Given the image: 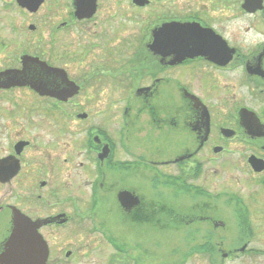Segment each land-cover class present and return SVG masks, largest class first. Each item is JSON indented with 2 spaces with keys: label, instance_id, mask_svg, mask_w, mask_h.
Instances as JSON below:
<instances>
[{
  "label": "flooded vegetation",
  "instance_id": "flooded-vegetation-1",
  "mask_svg": "<svg viewBox=\"0 0 264 264\" xmlns=\"http://www.w3.org/2000/svg\"><path fill=\"white\" fill-rule=\"evenodd\" d=\"M9 9L24 17L41 47L23 49L10 65L0 57V220L7 232L0 254L19 211L37 222L51 264L48 235L89 216L75 186L89 187L91 209L106 204L124 226L109 234L92 227L113 246V264H151L160 252L131 256L140 249L133 235L165 232L168 225L191 236L188 250L173 251L181 264L194 255L226 264L264 253L254 244L253 222L264 223L256 196L229 188L238 182L235 170L264 196V0H0V56L10 46ZM39 19L49 23L48 40ZM65 35L91 62L81 79L56 52ZM24 57L62 70L67 93L4 84L7 71L23 69ZM86 88L99 97L100 117L91 125L77 99ZM209 179L219 181L216 190ZM183 198L186 204L179 203ZM232 218L239 238L229 247L223 237Z\"/></svg>",
  "mask_w": 264,
  "mask_h": 264
},
{
  "label": "rangeland",
  "instance_id": "rangeland-1",
  "mask_svg": "<svg viewBox=\"0 0 264 264\" xmlns=\"http://www.w3.org/2000/svg\"><path fill=\"white\" fill-rule=\"evenodd\" d=\"M44 9L41 13V16H45ZM12 17L15 18L16 22L18 23L19 27L13 28L11 19ZM40 25H43L40 30V36L43 38V40H48L49 38V23L46 24L43 20H38ZM25 26V19L21 15L8 10L7 14V36L9 38V48L6 51V54H2L0 57L7 58V63L14 64L13 57L20 53L23 49H27L29 47L28 51L29 53H33L31 51H39L41 46H35V37H31L28 33V30L24 27ZM19 41L21 44H16L14 41ZM62 43L59 48L56 49L57 54H64V57H62L61 63L63 65H66L71 72V74L74 75L77 79L83 78L85 75L87 69H89L91 62L89 60H84L81 57L83 48L82 45H80L79 42H73L70 43L67 40V35H65V38L61 39ZM42 47L45 49H50L51 45L48 43L42 44ZM64 49L67 53V56H65ZM69 53L71 56H69ZM21 54V53H20ZM60 57V55H57ZM48 58V57H47ZM46 58V59H47ZM99 63V62H97ZM122 92H118V96H122ZM127 95V94H125ZM176 96H179L178 94H175ZM88 96H92V99L89 100ZM78 101L81 103L83 102L84 105H81V108L79 111H86L90 115V119L88 120V125L95 124L98 122L99 119V107L98 105V93L95 90L86 88L84 92L78 96ZM89 102H92L89 104ZM75 109H72L74 111ZM42 121V120H40ZM53 125V122H50ZM83 124V122H82ZM76 125L72 123V126L74 127ZM174 154H176L174 152ZM168 158L172 157L171 153L167 155ZM232 166L234 167L235 161H238V157L232 156ZM236 164V163H235ZM242 164V162H240ZM232 175L237 177V183L231 181L229 183L230 190L240 193L242 195L247 194H254L256 197V200L258 201L257 207L258 211L261 215L264 216V196L262 193V190L259 189L257 186H255L254 182H251L250 179L247 177L248 175L243 172H236L235 170L231 172ZM210 186H213L211 188L212 190H216V185L219 183L218 180H212L209 179ZM78 194V198L80 200V203L82 204L83 210L89 214V216H85V218L82 219L80 225H74L71 224L69 228H62L57 229L51 232L48 235V238L52 244V246L55 249L53 261L51 264H113L114 255L116 256L115 250L113 246L108 242L105 233L102 232H94L92 227L95 223L97 228L107 230L106 232L112 233V231H120L124 228L121 223H119V220L117 222L116 214L112 211H108L110 213H106V204L100 205L97 209H91L90 204V189L89 187L77 188L76 186L73 189ZM170 196V194H169ZM186 198L179 199V203L186 204L187 201ZM109 201V200H108ZM109 201V205H110ZM253 204H250V208ZM253 208V207H252ZM109 209H111V205L109 206ZM112 210V209H111ZM92 215V216H90ZM96 217L97 220L94 221L93 218ZM254 224H258L256 230H258V233L254 237V244L258 247H262L264 249V223H262V220L257 219L253 222ZM231 231L224 234V244L228 245L229 247L232 246L235 241L239 238V233L236 230L235 226V220L234 218L231 219ZM6 221L0 220V239L4 236L7 232L5 231ZM194 227V226H192ZM201 227V232L198 235H204L206 232L205 225L199 226ZM199 238V236H197ZM191 236L188 235L187 229H182L177 232L175 225H168L167 231H156V232H145V233H138L135 232L133 235V239L136 244L140 245L139 248H133L131 250V256H137L138 253H141V251H152V253H159L158 255H155V259L151 261V264H177V259L179 258V264H181L180 259L181 254L179 253V257L174 254V250L178 251L179 246V252L181 250H188L190 247ZM135 244V245H136ZM161 245V247H160ZM139 247L138 245H136ZM62 247L69 248L70 250H73L74 253L71 257H66L64 252L61 254ZM161 250V251H160ZM184 250V251H185ZM175 251V252H176ZM183 251V252H184ZM60 255V259H55L56 256ZM248 257V258H247ZM59 261V263H58ZM207 258L203 256H190L186 262L183 264H206ZM129 264H133V260ZM226 264H264V253L261 252L258 255H252L250 256H241L238 259H233L230 262L227 261Z\"/></svg>",
  "mask_w": 264,
  "mask_h": 264
},
{
  "label": "water",
  "instance_id": "water-1",
  "mask_svg": "<svg viewBox=\"0 0 264 264\" xmlns=\"http://www.w3.org/2000/svg\"><path fill=\"white\" fill-rule=\"evenodd\" d=\"M23 62L22 70H9L5 73L4 84L28 83L39 88L41 92L58 97L67 93L65 85L68 81L62 70L47 67L44 62L33 57H24ZM52 75L61 80L63 88L54 87ZM126 202L127 200L123 202L124 206H127ZM48 255L49 250L38 232L37 222L16 211L12 232L0 254V264H47Z\"/></svg>",
  "mask_w": 264,
  "mask_h": 264
}]
</instances>
